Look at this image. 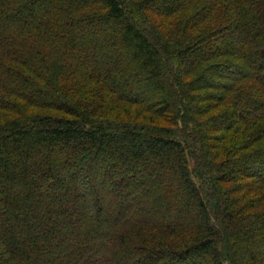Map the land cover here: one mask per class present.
Masks as SVG:
<instances>
[{"label":"trees","instance_id":"obj_1","mask_svg":"<svg viewBox=\"0 0 264 264\" xmlns=\"http://www.w3.org/2000/svg\"><path fill=\"white\" fill-rule=\"evenodd\" d=\"M0 264H264V0H0Z\"/></svg>","mask_w":264,"mask_h":264},{"label":"rangeland","instance_id":"obj_2","mask_svg":"<svg viewBox=\"0 0 264 264\" xmlns=\"http://www.w3.org/2000/svg\"><path fill=\"white\" fill-rule=\"evenodd\" d=\"M160 177H161V171H159L158 169L157 170H155V175L153 176V178H156V179H160ZM170 181H168V183H169ZM108 207V206H107ZM60 238V237H59ZM58 238V239H59Z\"/></svg>","mask_w":264,"mask_h":264}]
</instances>
